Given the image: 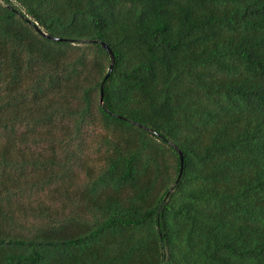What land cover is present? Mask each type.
<instances>
[{
  "label": "trees",
  "instance_id": "16d2710c",
  "mask_svg": "<svg viewBox=\"0 0 264 264\" xmlns=\"http://www.w3.org/2000/svg\"><path fill=\"white\" fill-rule=\"evenodd\" d=\"M0 264H264V0H0Z\"/></svg>",
  "mask_w": 264,
  "mask_h": 264
},
{
  "label": "water",
  "instance_id": "95a60500",
  "mask_svg": "<svg viewBox=\"0 0 264 264\" xmlns=\"http://www.w3.org/2000/svg\"><path fill=\"white\" fill-rule=\"evenodd\" d=\"M30 22L31 19H28ZM33 23V22H32ZM36 26H38L37 24H35ZM53 40H60L58 38H54V37H49ZM109 52L110 56H111V65H110V68H109V72H108V76H110V74L112 73V71L114 70V67H115V64H116V56H115V53L113 52V50L105 43H101ZM107 79V78H106ZM105 83H106V80L103 82V85H102V95H101V102L103 103V100H104V87H105ZM179 154H180V158H181V172H180V175L175 183V185L173 186V188L171 189V191L169 192V194L173 191V189L175 188V186L178 185V183L180 182L181 180V177H182V174H183V170H184V155L183 153L179 150Z\"/></svg>",
  "mask_w": 264,
  "mask_h": 264
}]
</instances>
